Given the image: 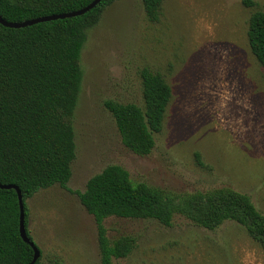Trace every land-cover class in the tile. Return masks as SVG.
Listing matches in <instances>:
<instances>
[{
  "label": "rangeland",
  "instance_id": "1",
  "mask_svg": "<svg viewBox=\"0 0 264 264\" xmlns=\"http://www.w3.org/2000/svg\"><path fill=\"white\" fill-rule=\"evenodd\" d=\"M252 1L162 0L156 21L140 0L103 8L77 59L67 189L83 191L89 177L116 164L133 182L176 195L231 188L264 213V67L247 39L249 16L264 10V0ZM142 67L160 73L171 95L154 146L136 154L104 101L141 105ZM66 188L55 183L25 200L29 235L45 264H100L95 221ZM103 226L109 239L134 240L113 264H264L259 244L231 220L206 229L180 214L169 225L108 216Z\"/></svg>",
  "mask_w": 264,
  "mask_h": 264
},
{
  "label": "trees",
  "instance_id": "2",
  "mask_svg": "<svg viewBox=\"0 0 264 264\" xmlns=\"http://www.w3.org/2000/svg\"><path fill=\"white\" fill-rule=\"evenodd\" d=\"M92 0H0V16L19 22L41 15L67 12ZM112 0H101L74 17L11 28L0 24V183L15 184L24 202V226L29 235L25 200L38 189L55 183L66 188L75 156L72 115L77 104L81 72L77 64L87 31ZM150 21L159 18L162 0H140ZM247 6L252 0H242ZM251 53L264 67V10L248 19ZM141 105L104 101L123 145L136 154L154 146V132L163 124L171 91L158 72L139 70ZM199 162V156L196 154ZM67 189V188H66ZM68 191L92 215L97 232L100 264L127 256L134 240L129 235L106 236L104 218H152L169 225L174 214L214 229L223 221L241 225L264 252V213L250 197L227 187L182 195L133 182L116 164L89 177L83 191ZM32 248L19 235V206L12 188H0V264H26ZM33 264H45L40 256Z\"/></svg>",
  "mask_w": 264,
  "mask_h": 264
},
{
  "label": "water",
  "instance_id": "3",
  "mask_svg": "<svg viewBox=\"0 0 264 264\" xmlns=\"http://www.w3.org/2000/svg\"><path fill=\"white\" fill-rule=\"evenodd\" d=\"M100 1L101 0H92L87 5H85L81 8L75 9V10H71V11H67V12L52 13V14H48V15H41V16H37L34 18L22 20L19 22L6 21L5 19H3L0 16V24H2L3 26H6V27L19 28V27L32 25V24H35L38 22L74 17V16H78V15H81V14L89 11L96 4H98ZM0 188H2V189L12 188L15 190V193L17 195L18 206H19V235L22 238V240L24 242H26L33 250L32 259L30 262H28L26 264H33L37 260V258L40 256V250L35 245V243L28 237V235L26 233V229L24 226V202L22 200L21 191L17 185L11 184V183L10 184L0 183Z\"/></svg>",
  "mask_w": 264,
  "mask_h": 264
}]
</instances>
